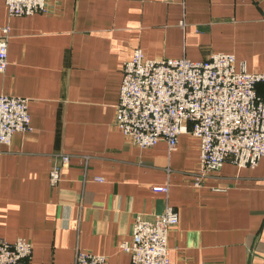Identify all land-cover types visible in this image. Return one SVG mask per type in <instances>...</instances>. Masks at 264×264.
Here are the masks:
<instances>
[{
	"label": "crops",
	"instance_id": "obj_1",
	"mask_svg": "<svg viewBox=\"0 0 264 264\" xmlns=\"http://www.w3.org/2000/svg\"><path fill=\"white\" fill-rule=\"evenodd\" d=\"M48 12L12 16L0 93L29 99L31 129L0 153V237L33 244L28 264H75L78 251L131 264L135 217L154 220L172 206L171 264H264V157L230 160L193 187L201 145L187 133L134 146L116 126L123 67L148 59L203 61L233 54L236 68L264 73V0H48ZM264 98V83L256 86ZM70 156L62 181L50 173ZM169 184V192L155 187ZM225 187L218 192L214 187Z\"/></svg>",
	"mask_w": 264,
	"mask_h": 264
},
{
	"label": "built area",
	"instance_id": "obj_2",
	"mask_svg": "<svg viewBox=\"0 0 264 264\" xmlns=\"http://www.w3.org/2000/svg\"><path fill=\"white\" fill-rule=\"evenodd\" d=\"M12 16L48 12V0H3ZM10 29L0 34V76L8 67ZM264 73L237 70L233 54L213 53L203 61L187 58L148 59L137 49L123 67L116 126L140 148L161 141L169 151L178 147L179 137L191 134L201 145L199 171L193 187L201 189L221 172L227 161L236 166L256 167L264 157V98L256 86ZM31 129L29 99L0 93V153L13 135ZM70 156L62 154L50 173L54 185L62 181ZM169 192V184L155 187ZM226 191L225 187H214ZM179 223L177 211L167 206L148 220L135 217L132 241L122 244L131 264H171L169 234ZM33 244L26 239L10 243L0 237V264H28ZM75 264H109L106 256L80 250Z\"/></svg>",
	"mask_w": 264,
	"mask_h": 264
}]
</instances>
